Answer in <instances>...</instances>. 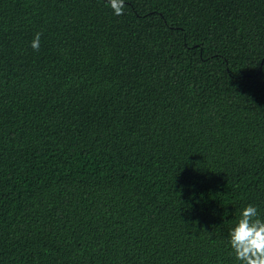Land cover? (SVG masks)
Listing matches in <instances>:
<instances>
[{"label":"trees","instance_id":"16d2710c","mask_svg":"<svg viewBox=\"0 0 264 264\" xmlns=\"http://www.w3.org/2000/svg\"><path fill=\"white\" fill-rule=\"evenodd\" d=\"M247 205L264 0H0V264H240Z\"/></svg>","mask_w":264,"mask_h":264},{"label":"clouds","instance_id":"9594fccd","mask_svg":"<svg viewBox=\"0 0 264 264\" xmlns=\"http://www.w3.org/2000/svg\"><path fill=\"white\" fill-rule=\"evenodd\" d=\"M114 15L124 13L125 0H107ZM41 33H36L30 42L34 51H39ZM228 244L240 264H264V219L253 205H247L228 234Z\"/></svg>","mask_w":264,"mask_h":264}]
</instances>
